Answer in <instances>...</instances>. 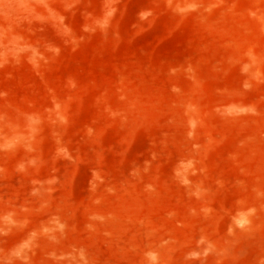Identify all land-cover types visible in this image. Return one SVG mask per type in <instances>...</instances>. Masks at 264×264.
I'll return each mask as SVG.
<instances>
[{"label": "rangeland", "instance_id": "rangeland-1", "mask_svg": "<svg viewBox=\"0 0 264 264\" xmlns=\"http://www.w3.org/2000/svg\"><path fill=\"white\" fill-rule=\"evenodd\" d=\"M0 264H264V0H0Z\"/></svg>", "mask_w": 264, "mask_h": 264}]
</instances>
